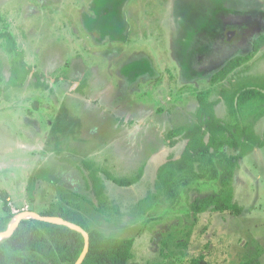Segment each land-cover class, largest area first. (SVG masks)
I'll return each instance as SVG.
<instances>
[{
    "label": "rangeland",
    "instance_id": "obj_1",
    "mask_svg": "<svg viewBox=\"0 0 264 264\" xmlns=\"http://www.w3.org/2000/svg\"><path fill=\"white\" fill-rule=\"evenodd\" d=\"M6 27L32 71L8 86L15 56L0 40V215L6 202L15 215L53 203L79 209L91 228L135 239L131 264H264V146L236 171L240 215L192 211L219 180L182 186L174 202L157 187L159 167L185 148L170 133L195 119L198 92L218 89L212 75L264 33V0H0ZM262 53L225 83L262 81L248 78L264 76ZM256 132L264 137V118ZM140 170L131 186L114 181ZM152 193L158 200L143 213Z\"/></svg>",
    "mask_w": 264,
    "mask_h": 264
},
{
    "label": "trees",
    "instance_id": "obj_2",
    "mask_svg": "<svg viewBox=\"0 0 264 264\" xmlns=\"http://www.w3.org/2000/svg\"><path fill=\"white\" fill-rule=\"evenodd\" d=\"M0 40L4 49L15 56L7 85L22 87L32 70L26 64L15 36L7 27L0 28ZM263 44L264 33L253 41L251 51L230 58L216 71L210 82L213 86L222 84L214 90L217 91V97L211 99L214 92L212 89L199 91L195 119L170 133L173 137L172 145L181 140L186 141L182 154L169 157L158 169L157 187L171 201L179 198L182 186L194 181H220V191L197 198L191 203L194 213L213 211L240 215L244 211L243 205L235 198L233 182L240 161L255 148L264 146V137L261 138L256 132V124L264 117V80L240 83L231 79L228 84L225 82L239 68L244 67L246 70L249 61L257 55ZM1 67L2 61L0 98L7 88V85H2L4 76ZM222 100L227 105V119L219 117L215 110ZM226 148L236 153L227 154ZM93 171L90 175L92 192L98 200L99 211L105 213L108 207L105 184ZM142 175L143 170H140L133 177L115 178L114 181L121 186H131ZM157 200L158 194H149L142 203L141 211L147 213ZM4 211L5 214L0 215V231L6 230L15 216L7 202ZM39 213L63 217L89 232L90 249L82 264H131L134 238L110 236L97 228H91L79 209H64L60 204L53 203L51 209ZM83 248L82 233L65 225L28 218L20 222L12 236L0 241V264H75ZM241 264L260 262L253 258Z\"/></svg>",
    "mask_w": 264,
    "mask_h": 264
},
{
    "label": "water",
    "instance_id": "obj_3",
    "mask_svg": "<svg viewBox=\"0 0 264 264\" xmlns=\"http://www.w3.org/2000/svg\"><path fill=\"white\" fill-rule=\"evenodd\" d=\"M28 218H35L41 221L45 222H50V223H55V224H60V225H65L73 230H76L80 233H82L84 237V248L83 251L76 261L75 264H82L83 261L85 260L89 249H90V234L89 232L84 229L81 225L74 223L72 221H69L63 217L60 216H52V215H42L41 213L34 211V210H23L14 216L12 222L8 226V228L4 231H0V241L4 238L10 237L14 234L16 229L18 228L20 222L24 219Z\"/></svg>",
    "mask_w": 264,
    "mask_h": 264
},
{
    "label": "crops",
    "instance_id": "obj_4",
    "mask_svg": "<svg viewBox=\"0 0 264 264\" xmlns=\"http://www.w3.org/2000/svg\"><path fill=\"white\" fill-rule=\"evenodd\" d=\"M263 47H264V44L262 45L260 51H259L257 54H259L260 52H262V51L264 50ZM246 53H247V52H246ZM246 53H242V54H241V53H238L237 55H243V54H246ZM262 54H263V53H262ZM262 54H261V55H262ZM256 56H257V55H256ZM256 56H255V57H256ZM263 56H264V54H263ZM256 58H257V57H256ZM256 58H255V59H256ZM253 59H254V58H253ZM253 59H252V60H253ZM228 60H229V59H228ZM228 60H227V61H228ZM223 65H224V64H223ZM223 65H222V66H223ZM248 65H249V63H248ZM248 74H249V72H248ZM248 78H249L250 80H264V76H263V77H261V76H249ZM210 79H211V78H210ZM221 103H222V107H223V106L225 107L226 114H225L223 117L220 116V115H218V116L221 117V118H223V119H226L225 117H226V115H228V110H227V105H226L225 101L222 100L220 103H218L217 106L215 107V110H216V113H217V112H218V110H217V109H218V106H220ZM224 107H223V108H224ZM217 114H218V113H217ZM227 118H228V117H227ZM263 118H264V117H263ZM263 118H262V119H263ZM262 119H261V120H262ZM257 124H258V123H257ZM257 124H256V127H257ZM256 149H257V151H256ZM255 151H256V153L259 154V147L255 148L254 151H252V152H255ZM242 163H243V161H242ZM242 163H241V164H242ZM242 167H243V166H242ZM239 169H240V168H238V170H239Z\"/></svg>",
    "mask_w": 264,
    "mask_h": 264
},
{
    "label": "flooded vegetation",
    "instance_id": "obj_5",
    "mask_svg": "<svg viewBox=\"0 0 264 264\" xmlns=\"http://www.w3.org/2000/svg\"><path fill=\"white\" fill-rule=\"evenodd\" d=\"M113 2H114V1H113ZM113 2H112V3H113ZM110 7L112 8V6H110ZM112 10L114 11V8H112L111 11H112ZM113 11H112V12H113ZM105 17H107V20H106V21H104V20L101 19V22L104 23V24L107 23V22H110V20H109V16H105Z\"/></svg>",
    "mask_w": 264,
    "mask_h": 264
}]
</instances>
